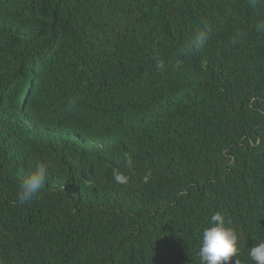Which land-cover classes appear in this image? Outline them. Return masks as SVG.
Returning a JSON list of instances; mask_svg holds the SVG:
<instances>
[{"label": "trees", "instance_id": "obj_1", "mask_svg": "<svg viewBox=\"0 0 264 264\" xmlns=\"http://www.w3.org/2000/svg\"><path fill=\"white\" fill-rule=\"evenodd\" d=\"M262 22L264 0H0V264H201L216 212L255 264Z\"/></svg>", "mask_w": 264, "mask_h": 264}, {"label": "clouds", "instance_id": "obj_2", "mask_svg": "<svg viewBox=\"0 0 264 264\" xmlns=\"http://www.w3.org/2000/svg\"><path fill=\"white\" fill-rule=\"evenodd\" d=\"M260 27H264V22ZM212 27L207 21L202 22V27L195 34L194 37L187 40L181 48V53L185 56L192 55L195 51L199 50L210 38ZM239 36V34H237ZM236 40H233L235 43ZM165 62L158 59L156 68L163 72L165 70ZM131 164V160L128 161ZM47 165L37 164L34 170L22 181L19 186L18 200L21 204L31 202L37 198L47 180ZM112 177L117 184L126 185L129 182V177L123 172L114 169ZM148 176L144 177L147 182ZM210 227H207L202 232V244L199 249V256L201 264H228L236 257L234 264L239 262V236L235 228L228 225L231 224L230 220L220 212L213 214L209 220ZM250 258L255 264H264V241L255 244L250 249Z\"/></svg>", "mask_w": 264, "mask_h": 264}]
</instances>
